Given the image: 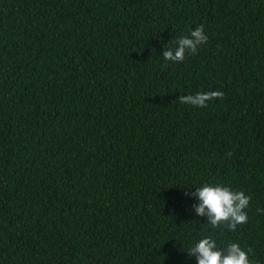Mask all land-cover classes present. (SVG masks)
<instances>
[{
    "label": "trees",
    "instance_id": "16d2710c",
    "mask_svg": "<svg viewBox=\"0 0 264 264\" xmlns=\"http://www.w3.org/2000/svg\"><path fill=\"white\" fill-rule=\"evenodd\" d=\"M205 184L247 223L198 217ZM208 236L264 264V0H0V264H197Z\"/></svg>",
    "mask_w": 264,
    "mask_h": 264
},
{
    "label": "clouds",
    "instance_id": "9594fccd",
    "mask_svg": "<svg viewBox=\"0 0 264 264\" xmlns=\"http://www.w3.org/2000/svg\"><path fill=\"white\" fill-rule=\"evenodd\" d=\"M208 39L204 26L200 25L188 35L176 38L166 45L162 56L171 63H183L186 54H198V49L206 44ZM223 95L221 91L196 92L181 96L179 103L206 108L209 102L217 98L222 99ZM185 195L196 199L197 203L192 205L195 214L198 217H206L212 228L223 224L229 231H235L239 225L248 221L246 209L252 198L243 191H234L229 186L220 184H205L192 192H186ZM252 253L253 249L245 251L239 243H230L226 248L219 249L216 241L208 236L191 246L187 255L189 258L194 257L197 264H253L249 258Z\"/></svg>",
    "mask_w": 264,
    "mask_h": 264
}]
</instances>
